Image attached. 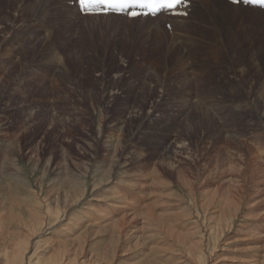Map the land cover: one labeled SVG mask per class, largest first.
<instances>
[{"label": "rangeland", "instance_id": "obj_1", "mask_svg": "<svg viewBox=\"0 0 264 264\" xmlns=\"http://www.w3.org/2000/svg\"><path fill=\"white\" fill-rule=\"evenodd\" d=\"M57 1L0 0V249L264 264V16Z\"/></svg>", "mask_w": 264, "mask_h": 264}, {"label": "bare ground", "instance_id": "obj_2", "mask_svg": "<svg viewBox=\"0 0 264 264\" xmlns=\"http://www.w3.org/2000/svg\"><path fill=\"white\" fill-rule=\"evenodd\" d=\"M16 0H13V2H15ZM19 2H20V0H18ZM19 2H18V4H19ZM42 2H43V0H42ZM58 2V5H59V7H61L62 6V4H63V0H58L57 1ZM75 2H76V8H77V10L79 11V8H78V5H77V1L75 0ZM10 4L12 5V3L10 2ZM15 4V3H14ZM33 4V3H32ZM48 4V3H47ZM36 5V4H35ZM61 5V6H60ZM204 8L205 10H207V12H208V14H211V16L212 17H216V16H218L220 19H226V17L228 16V13H227V11L228 10H232L233 12H239V11H241V10H243V11H245V12H248L249 14L251 13V14H258L259 12V15H262V16H264V9H262V8H257V7H253V6H250L249 4H246V3H240V4H233V3H231V2H229L228 0H190V5H188V6H186L185 4H180L177 8H176V10H177V13H178V11H180V12H187V13H190V14H195V13H198L199 11H200V8ZM242 7H245V8H247V9H243ZM19 8V7H18ZM22 8V7H21ZM24 8V10L25 9H28L26 6L25 7H23ZM23 8H22V10H23ZM35 8V7H34ZM44 8H45V4L44 3H41L40 1H39V3H37V6H36V9H35V12H36V14L38 15V14H42V12H43V10H44ZM55 9H57V8H55ZM13 10H15V9H13ZM20 10V9H19ZM18 10V11H19ZM227 10V11H226ZM26 11V10H25ZM28 11V10H27ZM24 12V11H23ZM20 13H22V12H20ZM199 14V13H198ZM197 14V15H198ZM234 14V13H233ZM4 15V14H3ZM104 17L105 16H109V17H111V16H113V15H111V14H104L103 15ZM150 15H146V16H140V18L141 19H146V17H149ZM38 17V16H37ZM41 17H42V15H41ZM102 17V16H101ZM114 17H120L119 15L117 16V15H115ZM200 17V16H199ZM1 18H3L4 20H0V28L2 29L3 28V24L5 25L6 24V19H8L9 20V18H7V15L5 16V17H1ZM0 18V19H1ZM28 18V17H27ZM99 18V17H98ZM204 18V17H203ZM112 19V18H111ZM197 19H198V17H197ZM200 19H201V17H200ZM199 19V20H200ZM36 20V19H35ZM188 21V20H187ZM205 22V21H204ZM215 22H217V20L215 21ZM144 23V22H143ZM191 23V22H190ZM209 23H210V21H209ZM209 23L208 24H206V23H204V24H206V25H209ZM36 24V23H35ZM231 24V23H230ZM42 26H44V25H42ZM139 26V25H138ZM146 26H148V25H146ZM203 26V25H202ZM212 25H210V27H211ZM45 28H47V29H45L44 31L46 32V31H49V28L50 27H46V26H44ZM208 27V26H207ZM212 27H214V26H212ZM216 27V26H215ZM214 27V28H215ZM230 27V26H229ZM9 28H11V27H9ZM129 28V27H128ZM127 28V29H128ZM150 28V27H149ZM201 28V27H200ZM221 28V27H220ZM219 28V29H220ZM0 29V30H1ZM17 29V28H16ZM216 29V28H215ZM14 30V29H13ZM190 30V29H189ZM213 30V29H212ZM230 30V29H229ZM2 31V30H1ZM214 31V30H213ZM146 32V31H145ZM215 32H217V31H215ZM214 32V33H215ZM226 32V31H225ZM232 32H234V31H232ZM3 33V32H2ZM151 33V32H150ZM227 33V32H226ZM7 34V33H6ZM148 34V33H147ZM174 34V33H173ZM207 34H209V33H207ZM220 34V33H219ZM218 34V35H219ZM228 34V33H227ZM231 34V33H230ZM230 34H229V36H230ZM226 35V34H225ZM217 36V35H216ZM224 36V35H223ZM206 37V36H205ZM208 37V36H207ZM203 38V37H202ZM218 38V37H217ZM163 39V38H162ZM207 39H210V37L209 38H207ZM213 39V38H212ZM220 39H221V36H220ZM4 40V39H3ZM203 40V39H202ZM206 40V39H205ZM164 41V40H163ZM173 41V40H172ZM216 41V40H215ZM225 41V40H224ZM168 42V41H167ZM209 42V41H208ZM218 42V41H217ZM161 43V42H160ZM173 43V42H172ZM219 43V42H218ZM174 44V43H173ZM208 44V43H207ZM212 44V43H211ZM214 44H217L216 42L214 43ZM231 45V44H230ZM158 46V45H157ZM211 46H213V45H211ZM216 46V45H215ZM214 46V47H215ZM176 47V46H175ZM217 47V46H216ZM221 47H222V45H221ZM11 50V49H10ZM24 50V49H23ZM179 55H181V54H179ZM182 59V58H181ZM194 59V58H193ZM201 60V59H200ZM178 61H179V59H178ZM188 61V60H187ZM186 61V62H187ZM194 61V60H193ZM14 64H15V62H13ZM18 64V63H17ZM20 64H22V63H20ZM186 64V63H185ZM193 67V66H192ZM61 68V67H60ZM8 71V70H7ZM4 73V72H3ZM2 77V76H1ZM241 83V82H240ZM247 91V90H246ZM252 96V95H251ZM250 100V99H249ZM252 103V102H251ZM256 105V104H255ZM123 201V200H122ZM114 205V204H113ZM115 206V205H114ZM98 213V212H97ZM35 220V219H34ZM131 221V220H130ZM97 222V221H96ZM21 223V222H20ZM122 231V230H121ZM9 233V232H8ZM22 240V239H21ZM20 241V240H19ZM13 242H15V241H13ZM21 242H23V241H21ZM55 242V241H54ZM4 243V242H3ZM17 244H19V242H17ZM1 245V244H0ZM12 245V244H11ZM26 245V244H25ZM4 246V245H3ZM8 245H6V247H7ZM15 246H16V242H15ZM20 246V245H19ZM17 247V249H16V251H14L13 252V254H10V253H8V251H7V249H0V256H3L5 259H4V263H2V264H21L22 262V257L20 258V254L21 253H23L21 250L22 249H20V250H18V246H16ZM20 248V247H19ZM22 248H23V246H22ZM10 250V249H9ZM14 250V249H13ZM24 250V249H23ZM25 251V250H24ZM10 252V251H9ZM3 258H1V260H2ZM21 260V261H20ZM29 263V262H28ZM1 264V263H0ZM30 264V263H29Z\"/></svg>", "mask_w": 264, "mask_h": 264}, {"label": "snow or ice", "instance_id": "obj_3", "mask_svg": "<svg viewBox=\"0 0 264 264\" xmlns=\"http://www.w3.org/2000/svg\"><path fill=\"white\" fill-rule=\"evenodd\" d=\"M130 2H134V0H89V7H91V11H88V7H85L84 9L89 13V14H107L105 13H96V8L99 7L100 5H104L108 10H111L117 14L123 13L126 9V7L130 4ZM233 4H240V3H255V4H264V0H231ZM185 4L186 6L190 5V0H167L166 3H164L161 7L159 8H168L172 9L175 8L178 4ZM145 6V5H142ZM159 8H155L150 13L152 12H158ZM148 13V14H150ZM129 15L133 18L142 15L141 13L137 12H130ZM147 15V14H144ZM182 15H187V12L182 13Z\"/></svg>", "mask_w": 264, "mask_h": 264}]
</instances>
